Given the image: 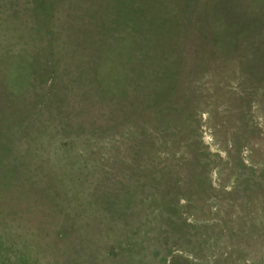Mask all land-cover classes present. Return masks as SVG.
<instances>
[{"label":"rangeland","instance_id":"1","mask_svg":"<svg viewBox=\"0 0 264 264\" xmlns=\"http://www.w3.org/2000/svg\"><path fill=\"white\" fill-rule=\"evenodd\" d=\"M35 1L0 8V104L14 111L0 119V264H264V90L225 82L229 56L148 156L120 147L95 164L85 151L106 138L85 133V100L98 112L105 44L119 84L129 23L101 0Z\"/></svg>","mask_w":264,"mask_h":264},{"label":"trees","instance_id":"2","mask_svg":"<svg viewBox=\"0 0 264 264\" xmlns=\"http://www.w3.org/2000/svg\"><path fill=\"white\" fill-rule=\"evenodd\" d=\"M15 1L0 0V8ZM99 8L107 15H121V27L129 23L126 29L129 28L132 35L129 40L127 33L122 32L121 37L115 38L126 48L118 70L120 81L117 86L112 87L108 81L113 73L109 67L115 66L112 60L115 48L105 44L96 55L104 71L95 76L104 83L101 86L104 90H98L103 98H100L98 112L90 111L91 102L85 100V121L82 120L85 133L106 138L105 144L93 140L92 148L85 151V158L96 159L95 164L106 153L119 154L120 147L148 156V148L152 147L154 139L164 140L169 134L168 128L192 118L195 111L191 98L199 80L212 75L213 70H219L229 56L232 70L225 72L230 74L222 78L225 82L229 79L230 83L251 82L264 90V0H101ZM0 14H4L3 10ZM115 19L112 15L109 24ZM130 63H133L132 68ZM42 65L49 68L51 63L46 61ZM41 70L47 71L45 67ZM18 74L16 71L15 76ZM42 75L37 74L43 79ZM219 75L223 77V73ZM41 91L36 98L37 104L44 106V110H55L60 102L55 94L50 90ZM107 108L104 115L103 109ZM12 114L3 113L0 104L2 122L9 123ZM127 124L137 130H127L126 137L124 132L122 137L119 130ZM147 127L151 128V134L145 133ZM116 133L117 139L113 136ZM124 139L126 142L121 143Z\"/></svg>","mask_w":264,"mask_h":264}]
</instances>
